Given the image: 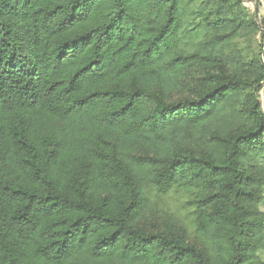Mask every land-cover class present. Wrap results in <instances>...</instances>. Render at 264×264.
Masks as SVG:
<instances>
[{"label":"trees","instance_id":"obj_1","mask_svg":"<svg viewBox=\"0 0 264 264\" xmlns=\"http://www.w3.org/2000/svg\"><path fill=\"white\" fill-rule=\"evenodd\" d=\"M243 1L0 0V264H264ZM170 192L188 225L141 226Z\"/></svg>","mask_w":264,"mask_h":264},{"label":"rangeland","instance_id":"obj_2","mask_svg":"<svg viewBox=\"0 0 264 264\" xmlns=\"http://www.w3.org/2000/svg\"><path fill=\"white\" fill-rule=\"evenodd\" d=\"M244 6L247 9L248 16L256 20L258 29L250 32L247 35L239 38L237 44L242 50V54L247 52H258L262 37L264 35V0H244ZM197 74L200 72V67L196 69ZM196 77V73H191L189 78ZM193 87L189 85L188 89H183L180 93L191 94ZM259 101L264 109V82L259 93ZM260 163L264 165V157L260 159ZM183 192H170L160 196L153 203L151 209L145 217L140 221L141 226L146 227L151 231L163 229L166 225L168 217H173L178 224L188 225V210L183 205ZM260 209L264 211V201L260 204ZM259 256L264 260V252L260 251Z\"/></svg>","mask_w":264,"mask_h":264}]
</instances>
